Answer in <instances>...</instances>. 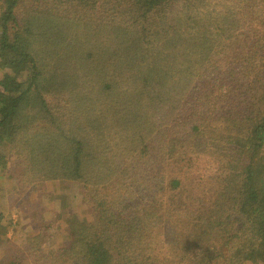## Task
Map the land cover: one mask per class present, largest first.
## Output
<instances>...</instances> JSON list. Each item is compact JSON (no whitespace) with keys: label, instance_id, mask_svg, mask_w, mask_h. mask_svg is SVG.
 Wrapping results in <instances>:
<instances>
[{"label":"trees","instance_id":"16d2710c","mask_svg":"<svg viewBox=\"0 0 264 264\" xmlns=\"http://www.w3.org/2000/svg\"><path fill=\"white\" fill-rule=\"evenodd\" d=\"M13 155L0 264H264V0H0ZM66 190L89 216L9 220Z\"/></svg>","mask_w":264,"mask_h":264},{"label":"rangeland","instance_id":"374dc122","mask_svg":"<svg viewBox=\"0 0 264 264\" xmlns=\"http://www.w3.org/2000/svg\"><path fill=\"white\" fill-rule=\"evenodd\" d=\"M125 130L124 127L120 128L119 131L123 132ZM122 143L125 145L126 144V138H122L121 139ZM128 141V140H127ZM107 158L103 159V162L106 160ZM10 168L5 169L2 168L0 166V195H3V197H5L6 202H7V207L11 208L12 205H10V201L8 199V195L11 193L10 191H14L15 188L17 187L18 183H17V179H18V175H16V173L20 170L19 168V160L17 158V156L13 155L10 159ZM100 165H102L101 163H99ZM215 169L214 167H211L209 171H206V169H200L199 173L197 175H201L203 177H205L206 179L208 177H210L213 173H215ZM99 172V171H98ZM48 188V192H54L55 189L53 187L52 184H49ZM13 189V190H10ZM214 189H218L214 188ZM212 189V190H214ZM67 191V198L66 199H62L59 195L57 196V198L52 202H49L47 200V198H43L44 201L41 202V204H38L40 200H42V196L39 195H33L32 199H31V195L29 196V198H27V202L29 204V209L26 210L24 213H20V212H14L11 214L9 220H14V224L16 225H20L19 228H23L24 226H26L27 230L26 233L28 234L29 232H34L36 231V229L38 228V226L35 227L36 221L38 217L42 216V217H47V220H49L51 218V214L50 213H54V212H58L59 215H56V217H59L60 215L63 216V220L65 218H74L75 216L78 217V219L82 220L84 217L89 216V214H87V210L83 207V205L80 204H76L78 199L77 196H72L69 195V193L74 192L73 190H66ZM75 194V193H73ZM77 195V194H75ZM20 203V202H19ZM5 204V203H4ZM38 205V207H37ZM69 208V209H68ZM63 211L65 213H63ZM81 217V218H79ZM18 221L21 222V224H18ZM66 224V222L64 221V225ZM8 226V230L9 231H13L12 233L14 234L15 232V228H11V226ZM62 235H69L68 232L70 233V229L69 226H63L62 225ZM6 230V229H5ZM29 233V234H30ZM12 235H9V238H11ZM28 238V237H27ZM26 239V238H25ZM9 245L6 249V251L2 252L1 255L2 257L4 255H6L7 253H9V255H13L14 257L16 255H19L18 249L20 250V247L23 245V239H18V238H12L10 241H8ZM11 245V246H10ZM10 246V247H9ZM23 249V247H21Z\"/></svg>","mask_w":264,"mask_h":264}]
</instances>
